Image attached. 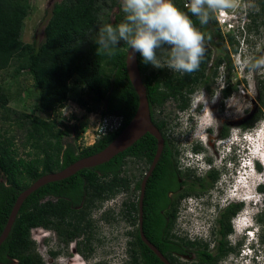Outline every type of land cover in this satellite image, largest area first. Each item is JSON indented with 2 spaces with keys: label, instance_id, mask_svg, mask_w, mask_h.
<instances>
[{
  "label": "trees",
  "instance_id": "1",
  "mask_svg": "<svg viewBox=\"0 0 264 264\" xmlns=\"http://www.w3.org/2000/svg\"><path fill=\"white\" fill-rule=\"evenodd\" d=\"M175 6L188 12L184 0H174ZM118 8L113 26L119 24L124 17L117 0H61L52 5L49 17L44 25V39L24 43L21 40L23 21L30 10V0H0V71L14 67L15 75L26 72L38 90L37 107L43 111H55L70 97L71 89L82 86L84 93L77 94L75 101L89 112H100V115H119L122 125L115 132L97 138L92 144L79 147L74 143H65L62 139L65 130L55 129V124L35 114H21L18 124L26 131L27 142L34 149L27 152L28 158L18 156L14 145V136L0 133V234L5 226L12 206L22 190L33 181L49 172L61 170L79 158L91 155L108 145L129 123L138 107V96L129 80L125 57L127 45L121 42L115 48L104 51L95 40L100 29L108 22L101 19L103 11ZM264 9V0L260 11ZM189 15H191L189 13ZM250 15V14H249ZM193 23L204 34L205 39L214 46L218 45L221 54L214 61V68L223 64L226 73L232 67L228 44L236 52L234 38L231 34L221 36L218 24L212 14L207 24L201 25L192 17ZM211 21V22H210ZM210 59V51L204 52L199 70L183 73L174 78L162 69L154 71L151 65L141 62L137 54L138 67L142 81L146 87L152 122L164 136L165 118L161 112L165 102L172 97L183 109L188 99L178 98L177 94L191 93L195 86L206 83V69ZM215 73V72H214ZM72 82V85H71ZM163 85L165 89H157ZM256 108L249 116L243 129H252L264 115V81L256 78ZM230 92L224 94L229 95ZM81 94V95H80ZM9 97L0 85V106L6 113H16L7 107ZM224 137V133L220 134ZM163 146L162 154L168 150ZM170 150L173 164L167 169V175H176L177 161ZM156 151V139L149 133L142 135L130 147L118 153L110 160L92 168L77 171L58 181L48 182L30 193L19 208L16 219L6 239L0 244V264H44L37 251L36 242L31 237V230L44 228L53 230L65 245L72 241V231L91 228L89 211L96 203L115 195L120 189L128 188V179L121 176L126 158H136L151 162ZM162 161L159 160L149 176L143 199V217L154 212L157 219L144 218L143 232L161 253L165 254L171 246H179L181 241L169 242L170 229L176 218L177 204L172 206L163 193L167 187L165 182L158 181ZM206 181L188 186L186 194L200 195L213 187L218 174L211 170ZM173 189L179 187L174 179ZM139 188V184H135ZM264 193V184L258 186ZM162 195V196H161ZM149 196H152L151 199ZM163 198H165L163 200ZM153 200V202L151 201ZM242 203L229 204L220 212L219 231L224 235L232 232L231 219L241 210ZM173 208L170 222L166 221L169 209ZM129 209L138 213L137 201L129 205ZM164 210V215L160 210ZM137 219V215H136ZM258 220L264 232V202ZM142 250L149 253L150 260H141L135 264H163L159 258L140 240ZM181 240V239H180ZM221 248L229 249L226 242ZM56 255L57 252H51ZM215 264V262H213Z\"/></svg>",
  "mask_w": 264,
  "mask_h": 264
},
{
  "label": "rangeland",
  "instance_id": "2",
  "mask_svg": "<svg viewBox=\"0 0 264 264\" xmlns=\"http://www.w3.org/2000/svg\"><path fill=\"white\" fill-rule=\"evenodd\" d=\"M59 1L61 0H30V10L23 21L21 31V40L24 43L34 41L39 44L43 41V28L49 17L51 6ZM117 1L119 3V0ZM227 2L230 7L217 9L212 14L218 24L221 36L226 37L231 34L234 38L236 52L231 50L230 44L226 47V50L230 51L229 58L232 64L228 74L222 63L214 68V61L221 54V51L218 45H216V48L210 41L205 39V52L210 51V59L205 73L206 83L209 87L206 88L204 83L195 86L192 93L186 95L188 104L185 109L178 107V101L168 99L161 112L158 113L169 124L170 135L173 136L176 148L181 156H184L185 152L190 150L191 144L194 142L198 143L199 149L204 155L210 154L209 162L206 161L200 164L199 167H193L189 163L193 176L197 179L205 178L207 170H215L218 174L213 187L207 190L205 194H200L204 198L191 194L197 199L189 198L185 203L181 201L176 208L177 212L172 226V233L178 239L188 238L190 241L196 240L199 244L212 242V237H218V235H215L218 228L216 218L228 206V203L232 201L242 203L241 208H243V200H248V198L242 199V197L253 191L254 183L258 177L261 178L258 180L264 181V173L258 176L255 175L253 182L251 175L245 174L249 177H246L244 182L247 185L246 188L244 187L241 190L238 186H235L234 168L240 170L236 165L237 161H241L240 158L245 157L241 144L246 143V141L244 138H240L238 141L240 147L235 145L234 149L229 148L230 137L234 135H241V137L249 134L254 135L264 128V115L252 129L241 128V124L248 120L256 108V78L259 77V80L264 81V68L253 70L252 67L255 60L264 58V9L262 12L260 11L263 0H227ZM244 8L250 10V24L244 31L238 33L236 30L228 28L230 26L228 22L221 24L222 20H226V18L229 20L230 18L231 24L235 25V17L243 12L241 10ZM115 13H118L117 7L110 11H103L101 14L102 21L108 20L109 23H112L115 19ZM219 14L224 17H220ZM241 60H249L248 66L243 70L239 67ZM152 69L154 71L159 70L154 67ZM161 69L171 74L175 79L183 74L168 68ZM0 85L3 86L9 97L7 107L16 112L8 115L4 108L0 106V133L8 137L14 136V147L18 156L28 158L27 152L34 151L31 145L26 143L25 128L20 127L18 124L22 121L20 119L21 114L24 113H32L53 122L55 124L54 130L57 128L65 130L67 134L62 139L65 143L71 142L82 148L91 142L94 135L93 127L100 112H89L75 101L77 94L84 93L82 86L71 89L69 99L57 107L55 111L48 112L37 107L38 90L33 85L32 78L26 72H22L17 76L14 73V67L0 71ZM225 87L230 88L228 98L231 96L233 98L229 100V103L235 104V109L226 105L227 99L222 98V91L219 100L215 103L212 102V96ZM202 93L208 97L207 106L213 112L212 115L215 119L211 118L209 113L205 115L206 105L201 101ZM65 106L69 108L70 112L69 115L62 117L63 107ZM203 109L204 111H202ZM235 110H242L243 115L237 114ZM222 121H226L229 129V133L225 138L219 137L216 131L220 124L222 126ZM210 125L212 127H209ZM216 138L224 140V143H222L223 148H220L218 144L214 147L213 141ZM238 149L240 152H238ZM204 158L202 157V160ZM187 165L181 164L183 169H186ZM146 167L143 160L126 158L121 176L128 179V188L120 189L115 195L106 198L101 203H96V206L89 211L88 218L92 223L91 228L97 229V233L100 235L98 238L105 239L102 242H97L94 239L90 243L93 245L101 244L104 246L102 250H108L107 254L103 253L99 257L103 264H121L120 260L125 253L128 241L131 239L137 223V213L129 209V205L137 201L138 190L135 188V184L141 180ZM257 169L261 171L263 166L258 163ZM209 198H212L211 205L205 206L204 200H209ZM244 215V212L239 213L240 218L236 221L235 227L232 226V232L225 238L227 247L237 250V254H230L227 260L220 261L218 264H236V260L240 256L243 257L238 264H247L246 256L243 253V249L247 247L251 249L252 255H256V264H264V232L258 240L244 241L242 234L244 225L242 224V226L240 223V219ZM43 233H47L48 237L41 238V241L38 242L37 240L40 239ZM31 237L36 242L37 251L43 258L44 264H72V256H74L73 259H77V253H72V241L65 245L53 230L34 228L31 230ZM55 251L58 254L52 255L51 252Z\"/></svg>",
  "mask_w": 264,
  "mask_h": 264
},
{
  "label": "clouds",
  "instance_id": "3",
  "mask_svg": "<svg viewBox=\"0 0 264 264\" xmlns=\"http://www.w3.org/2000/svg\"><path fill=\"white\" fill-rule=\"evenodd\" d=\"M119 4L124 13V19L115 26L107 23L100 29L95 40L99 48L107 51L123 42L127 45L128 51L131 50L134 54H139L143 64L151 65L157 69L168 68L178 73L196 72L199 70L202 57L204 56L205 36L193 23L192 17L197 18L201 25H205L210 19L211 12L230 7L227 0H188L186 5L188 12L186 13L175 6L174 0H119ZM248 10L244 8L241 10L243 12L238 16L235 15V25L231 24L230 18L229 20L226 18L227 21L222 20L221 24L228 22L230 29L241 33L250 24V10ZM248 64L249 60H241L239 67L243 70ZM252 67L253 70L264 68V58L255 60ZM222 89L212 96L213 103L219 100ZM232 98L233 96L227 98L226 105L235 109L236 105L229 103ZM201 101L206 105L205 112L208 114V97L204 93H202ZM63 109L62 117L69 115V108L65 106ZM235 112L243 115L242 110H235ZM209 115L215 119L210 110ZM101 131H103L102 128ZM237 136L234 135L229 138V148L232 147L234 149L235 145H238L239 139L243 138L241 135ZM223 141L220 138H216L213 141L214 147L218 144L220 148H223ZM239 145L238 147H240ZM206 155L203 152L197 155L188 153L187 160L193 167H198L206 157L210 156V154ZM202 157H205L204 160H202ZM258 163L263 166V170L259 171L257 169ZM252 170L253 182L255 175L258 176L264 173V161L257 157L253 158ZM258 179L261 178L258 177ZM258 179V182L255 181L254 183L253 191H251L254 197L247 201V204L248 202L249 204L246 207L244 220L240 219L241 225H244V232L242 233L244 241L258 240L263 232V226L258 220V214L263 207L264 193L258 191V186L264 184V181ZM191 198L197 199L196 197ZM216 203L218 204V202ZM240 211H242V208ZM240 211L237 216L231 219L233 227H235L236 221L240 218ZM46 237H48V234L43 233L37 241L40 242L41 238ZM243 253L246 256L247 264H256V255L251 254L249 247L243 249Z\"/></svg>",
  "mask_w": 264,
  "mask_h": 264
},
{
  "label": "flooded vegetation",
  "instance_id": "4",
  "mask_svg": "<svg viewBox=\"0 0 264 264\" xmlns=\"http://www.w3.org/2000/svg\"><path fill=\"white\" fill-rule=\"evenodd\" d=\"M216 48H217V46H216ZM155 88H156V91H155L154 96L157 97V89L158 90L159 89H165L166 87H164L161 84L159 86L155 84ZM226 92H230L229 87H227V88L225 87L222 90V98L224 100H226L229 96V95L224 94ZM191 93H188V94H191ZM186 95H187V93L185 92V94H183V95L177 94V97L187 99ZM169 99H173V98L170 97ZM185 108H183V109H185ZM246 122H247V120L244 123H242L241 126L243 124H245ZM168 125L169 124L167 122H165V130H164V136H163L164 145L163 146L167 145L169 147V149H171V151L173 152V157H175V159L177 161V169L179 170V172L177 170H175L176 175H174L173 177H172V174L167 175V172H168L167 169L170 166H172V164H173L172 157H170V155H169L170 150L168 149L165 151L164 155L161 152V155L158 159V161L159 160L162 161L161 162L162 168L160 170L161 174L158 175L156 177V179L158 181L165 182V186L167 187V189H165V192L163 194L169 198L170 204L172 206H174L175 204L180 203L181 201H183L185 203L187 199L194 197L190 194H186L185 189L190 185L198 184V181H200V180H203V181L208 180V178H209L208 174L211 170L206 171L205 178H202V179L198 178L197 179L193 176V174L191 172L192 169L189 167V162L187 160V157H188V153H191L193 155L199 154L201 152V150L199 149L200 147H199L197 142H194L191 144L190 150L186 151L184 156H181L178 152V149L176 148V142H175L173 136L170 135L171 129L168 128ZM213 130H214V128H213ZM217 132H218L219 137L221 136L220 135L221 132L224 133V137L221 136V138L227 137V135L229 133V129H228V126L226 124V121L225 122L222 121V126H221V124L219 125V127L217 128ZM209 160H210V157H206L205 160L200 164H203L206 161L209 162ZM144 163L147 166L146 170H145V172H146L147 169L149 168L151 162L148 163V162L144 161ZM182 163H184L185 165L188 164L187 165L188 167L186 169H183L181 166ZM200 164L198 165V167L201 166ZM143 175H142V177H143ZM142 177H141V179H142ZM174 179L179 184V187L177 189H173V187H172L173 185L176 184V183H174ZM139 183H140V181L138 182V184ZM137 190H138V197H139V188ZM198 196L202 197L203 195H198ZM149 197L151 199L152 196H149ZM202 198H204V197H202ZM143 199H144V197H143ZM164 199L165 198H163V200ZM151 201L153 202V200H151ZM204 201H205L204 205L209 206V205H211L210 203L212 201V198H209V200L205 199ZM233 203L234 202L232 201V202L228 203V205L233 204ZM137 205H138V198H137ZM164 213H165V211L163 209L160 210L161 215H164ZM172 214H173V208L169 209V212L166 216L167 222H170V217L172 216ZM145 217H146V219L148 218V219H152V220L158 218V216L155 215L154 212L146 213V215L144 217L142 216V220H143L142 224H144V218ZM219 217H220V214L216 218L218 228L216 230L217 233L215 235H218V237H216V238L212 237V242L209 241V243H205V244H203V243L199 244L198 242H196V240L190 241L188 238H186L184 240H180L172 233V229H170V232H171L170 235L171 234L172 235H171V237H169V242H172V240H176V241H181V244L179 246H177V245L171 246V244H170L168 251L163 255L168 259V261L171 264H213V262H215V264H218V262H220V261L227 260L230 254H233V253L237 254V250H235V249H232V248H229V249L223 248L222 249L221 248L222 243H224L225 238L229 234L224 235L223 233H221L219 231V229H220ZM136 220H137L136 227L133 231L131 239H129V241H128V245H127V248L125 249V253L122 256V259L120 260L121 264H135L136 262L141 261V260L147 261V260L151 259L150 254L146 253L142 250V247L139 245L138 239L136 237V233H138V236L140 238V234H139L140 222H139V214L138 213H137V219ZM99 236L100 235L97 233V229H94V228H87V229L85 228L81 231L74 230V232L72 231V253H74V254L77 253V260L79 261L80 264H86V263L87 264H103V262H101L99 260V257H100V255H103V253L107 254L108 250H102V248L104 246H102L101 244L100 245H93L90 243L94 239L97 242H102V240H105L102 238H98ZM140 240H141V238H140ZM57 254H58V252H57ZM242 257L243 256H240L239 259L236 260V264H238L242 261L241 260ZM73 258H74V256H72V259Z\"/></svg>",
  "mask_w": 264,
  "mask_h": 264
},
{
  "label": "water",
  "instance_id": "5",
  "mask_svg": "<svg viewBox=\"0 0 264 264\" xmlns=\"http://www.w3.org/2000/svg\"><path fill=\"white\" fill-rule=\"evenodd\" d=\"M185 1L188 3V0ZM125 66L129 80L138 96V107L134 116L131 118L129 123L123 128V130L100 151L79 158L61 170L43 174L35 181H33L27 188L22 190L17 196L9 213L5 226L0 234V244L8 236L12 225L16 219L20 206L30 193H32L37 188L48 182L64 179L70 175L75 174L77 171H80L85 168H92L110 160L118 153L123 152L128 147H130L142 135H144L145 133H149L156 139V151L151 160L149 168L144 173L139 183V197L137 205L140 222L139 234L141 240L160 259L161 262H163L164 264H171L168 259L163 255V253H161V251H159V249H157V247L153 243H151L149 239H147L143 232L142 224L143 197L145 194L147 180L152 174L155 165L161 155L164 145V138L160 130L156 127V125L152 122L151 119L146 87L142 81V76L138 67L137 54H134L131 50L128 51V48L126 51Z\"/></svg>",
  "mask_w": 264,
  "mask_h": 264
},
{
  "label": "built area",
  "instance_id": "6",
  "mask_svg": "<svg viewBox=\"0 0 264 264\" xmlns=\"http://www.w3.org/2000/svg\"><path fill=\"white\" fill-rule=\"evenodd\" d=\"M187 4V3H186ZM220 17H223L222 14H219ZM230 28V26L228 27ZM122 125V117L116 114L113 115H99L97 121L94 124L93 131L94 135L92 136L91 142L87 143L88 145L92 144L97 138L105 136L109 133L115 132ZM101 128L103 131H101Z\"/></svg>",
  "mask_w": 264,
  "mask_h": 264
},
{
  "label": "bare ground",
  "instance_id": "7",
  "mask_svg": "<svg viewBox=\"0 0 264 264\" xmlns=\"http://www.w3.org/2000/svg\"><path fill=\"white\" fill-rule=\"evenodd\" d=\"M209 110V109H208ZM208 113H209V111H208ZM211 113H213L212 111H211ZM206 115V114H205ZM209 127H212L211 125L209 126ZM217 131V130H216ZM263 140V142H264V139H262ZM245 151V150H244ZM246 152V151H245ZM244 174H247V172H244ZM246 175L245 176H243V177H241L240 178V180H239V177H236V180H234V183H235V186H238V188H240L241 190L242 189H244V187L245 186H247V185H245V180H246ZM234 187V186H233ZM246 188V187H245ZM249 199V196H247L246 194L242 197V199ZM244 210V209H243ZM243 210L242 211H240V213L241 212H243ZM71 264V263H70ZM72 264H80L79 263V261L77 260V259H72Z\"/></svg>",
  "mask_w": 264,
  "mask_h": 264
}]
</instances>
